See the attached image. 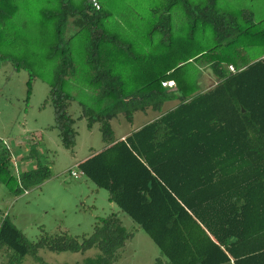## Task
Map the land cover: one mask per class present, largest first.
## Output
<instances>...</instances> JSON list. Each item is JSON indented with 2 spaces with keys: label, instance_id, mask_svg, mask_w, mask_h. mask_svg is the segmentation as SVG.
<instances>
[{
  "label": "trees",
  "instance_id": "1",
  "mask_svg": "<svg viewBox=\"0 0 264 264\" xmlns=\"http://www.w3.org/2000/svg\"><path fill=\"white\" fill-rule=\"evenodd\" d=\"M221 1L165 0L142 24L121 18L123 26L115 32L106 26L108 3L102 0H96L98 10L90 0H45L48 8H40V0H0V60L12 56L14 70L26 69L29 78L39 68L50 73L43 78L49 88L46 103L63 149L72 153L75 138L67 112L73 99L63 91L64 83L80 81L105 102L102 110L83 108L80 115L87 130L98 125L108 146L90 158L94 174L89 180L146 233L167 258L165 264H176L173 258L187 243L179 233L185 214L216 248L197 253L192 243L180 264H264V15L255 7L230 9ZM68 18L76 30L65 38ZM127 28L135 30L134 41L121 37ZM197 44L203 47L179 60L185 45ZM203 68L214 84L201 91ZM163 81H173L174 90L162 88ZM25 86L27 100L30 79ZM171 98L179 102L173 110L114 142L112 119L121 115L130 124L135 112L159 113ZM46 174L35 165L19 172L17 182L10 152L0 140V184L9 193L40 184ZM40 231L28 242L5 218L0 224V252L9 251L4 264H22L25 257L46 264L38 251L92 248L98 254L81 264H113L131 236L113 214L95 221L88 236ZM171 248L176 251L172 258ZM153 264L164 263L155 259Z\"/></svg>",
  "mask_w": 264,
  "mask_h": 264
},
{
  "label": "rangeland",
  "instance_id": "2",
  "mask_svg": "<svg viewBox=\"0 0 264 264\" xmlns=\"http://www.w3.org/2000/svg\"><path fill=\"white\" fill-rule=\"evenodd\" d=\"M40 0V8H48ZM108 3V16L106 26H123L120 19L125 18L132 24H142L150 18V11L163 6L165 0H102ZM222 6L227 8L243 7L252 10L258 9L264 15V0H222ZM55 8V5L51 6ZM158 15V14H157ZM153 15V17H157ZM139 21L137 22V20ZM184 31L189 34L188 21L183 19ZM118 23V24H117ZM129 23V24H130ZM137 27V26H136ZM144 26L140 27L142 29ZM76 28L72 19L68 18V24L64 31L67 38L75 32ZM135 30L127 28L122 35L130 40ZM185 32H182L184 34ZM139 39L142 33H138ZM138 39V40H139ZM201 39V38H200ZM131 41H134L132 38ZM142 42V41H141ZM139 43L140 50L144 48ZM203 43L201 39L200 44ZM197 45H185V51L179 55V60L186 59L189 53L202 48ZM205 47V45H204ZM16 59L22 56L18 53ZM248 57L253 56L251 52ZM10 56L9 60H0V140L9 147L10 155L20 162L18 172L31 170L35 165L46 169V179L40 184L21 191L18 195H12L0 184V210L8 213L7 221L19 231L28 242H34L40 236L42 230L48 235L66 232L70 236H88L91 233L93 223L98 219H105L109 215H115L121 225L131 232L130 238L123 247L116 252L113 264H153L155 259L165 260L160 255L157 247L148 239L138 227L114 204L108 202V193L97 188L84 176L71 177L68 170L77 173L72 164L74 159L84 158L89 150L97 151L102 147L98 125L94 124L90 130L86 128V121L80 118L82 109L99 111L105 107V102L98 99L93 90L84 86L80 81H66L63 91L72 97L68 103L67 112L73 119L72 129L75 133L72 153L60 146L57 131L52 128V109L46 103L48 85L43 78H47L48 71L35 70L34 77L29 78L24 68L14 70ZM263 58V57H262ZM12 61H11V60ZM27 60V59H26ZM23 65V64H22ZM48 70V68H46ZM30 79V95L26 100L25 83ZM214 84V79L208 69H203L200 75V86L208 89ZM152 114L135 112L131 124L124 122L121 115L110 121L113 138L130 132L137 126L147 122ZM30 143V145H28ZM25 150V151H24ZM32 151L33 160L26 165L21 162L22 155ZM24 160V159H22ZM28 163V162H27ZM19 165V164H18ZM98 254L95 248L84 253H50L40 250L37 256L46 264H81L84 259L94 258ZM9 251L0 252V264L6 262ZM22 264H34L28 257Z\"/></svg>",
  "mask_w": 264,
  "mask_h": 264
},
{
  "label": "crops",
  "instance_id": "3",
  "mask_svg": "<svg viewBox=\"0 0 264 264\" xmlns=\"http://www.w3.org/2000/svg\"><path fill=\"white\" fill-rule=\"evenodd\" d=\"M123 39L125 38L124 35L121 36ZM126 41H129L126 39ZM145 48V47H144ZM204 69V68H203ZM201 69V70H203ZM198 85L200 86V77L198 78ZM174 88L172 89H166V91H173ZM200 90L204 91L206 89H202L200 86ZM178 100L175 98H171L169 100H166L162 103L161 106V110L159 113L153 112L149 109L145 110L144 112H139L141 114H145V113H149L152 114L153 117H150L148 119L147 122H144L143 124L137 126L135 129H133L130 132H125L121 135H119L117 138H113L114 142L117 141H122L126 136H128L130 133L135 132L136 130H138L140 127H142L143 125H146L154 120H156L160 115H163L171 110H173L177 105H178ZM133 120V118H132ZM125 122V121H124ZM132 122V121H131ZM131 124V123H130ZM30 145V143L28 144ZM31 146V145H30ZM9 148V147H8ZM106 148H108V146H104V144H102V147L97 150V151H93V150H89L88 154L84 157L81 158L79 160L74 159V162L72 164V167L75 168V170H77L76 175H82L84 176L87 180L92 179L93 180V174H94V163L90 162V158L97 156L100 152L104 151ZM73 150V149H72ZM25 151V150H24ZM31 155L32 157L34 156L32 151H27L22 155L21 158V162H25L24 164L26 165H32L31 163H29V160L33 158L28 156ZM24 159V160H22ZM16 161V160H15ZM28 162V163H27ZM19 164V165H18ZM17 167H20V162H18ZM95 164H99L98 162H96ZM96 166V165H95ZM18 167V169H19ZM25 170H20L19 172H22ZM91 182V180H89ZM92 183V182H91ZM93 184V183H92ZM113 204V203H111ZM116 207V206H115ZM117 208V207H116ZM184 221H181V230H179V233L181 234V238L183 239V241L186 239L187 243H181V250L179 251L180 253L176 254V251L174 250V248H171V250H168V253L170 255V257L172 258V256H174L176 254V256L173 258V262L176 264H180L182 260L181 256L183 253H185L186 251L189 253L191 252L192 249V243L193 245H195V248H197V253H202L204 252V247L205 248H209V251L211 252V247H215L214 242L211 240V238L208 236V234L205 232L204 228L196 223L190 216H188L187 214H185L183 216ZM139 229V228H138ZM144 233V232H143ZM146 235V233H144ZM147 236V235H146ZM148 237V236H147ZM148 239L152 242V240L148 237ZM153 243V242H152ZM154 244V243H153ZM155 245V244H154ZM156 246V245H155ZM216 248V247H215ZM158 249V248H157ZM217 253L219 254L218 249H216ZM163 257V256H162ZM163 259L165 261H167V258L163 257ZM186 260H183V263ZM168 262V261H167ZM218 264H232L231 261L228 262H220Z\"/></svg>",
  "mask_w": 264,
  "mask_h": 264
},
{
  "label": "built area",
  "instance_id": "4",
  "mask_svg": "<svg viewBox=\"0 0 264 264\" xmlns=\"http://www.w3.org/2000/svg\"><path fill=\"white\" fill-rule=\"evenodd\" d=\"M90 5L94 10L99 9V6H98V3L96 2V0H90ZM263 58H264V56H263ZM226 69H227L228 73H230V74H233L235 72L234 68L230 65L227 66ZM160 86L162 88H165V89H172V88H174V83H173V81H163L160 83ZM2 144L5 146V148H7L9 150L8 146L6 145V143L4 141H2ZM10 160H11V164H12V175L15 178V180L18 182V174H19L18 169H17L18 167L15 164V159L11 155H10ZM68 171H69V175L71 177L76 176V173L73 170H68ZM23 193L26 194V191H23ZM7 216H8V213L6 210H0V224L5 218H7Z\"/></svg>",
  "mask_w": 264,
  "mask_h": 264
}]
</instances>
